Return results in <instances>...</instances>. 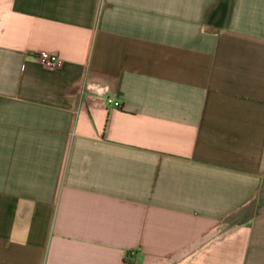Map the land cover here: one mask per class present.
Here are the masks:
<instances>
[{
	"label": "crops",
	"instance_id": "0c3cea01",
	"mask_svg": "<svg viewBox=\"0 0 264 264\" xmlns=\"http://www.w3.org/2000/svg\"><path fill=\"white\" fill-rule=\"evenodd\" d=\"M263 192L264 0H0V264H264Z\"/></svg>",
	"mask_w": 264,
	"mask_h": 264
},
{
	"label": "built area",
	"instance_id": "2783aa9c",
	"mask_svg": "<svg viewBox=\"0 0 264 264\" xmlns=\"http://www.w3.org/2000/svg\"><path fill=\"white\" fill-rule=\"evenodd\" d=\"M35 57L41 66L49 70H56L62 64V60L60 56L52 52L42 51V52L37 53ZM108 105L115 106V107L120 106V104H118L111 98L108 99Z\"/></svg>",
	"mask_w": 264,
	"mask_h": 264
},
{
	"label": "rangeland",
	"instance_id": "374dc122",
	"mask_svg": "<svg viewBox=\"0 0 264 264\" xmlns=\"http://www.w3.org/2000/svg\"><path fill=\"white\" fill-rule=\"evenodd\" d=\"M261 197L262 199L256 205L249 208L247 212L241 216V220H239V222L243 220H250L264 212V192Z\"/></svg>",
	"mask_w": 264,
	"mask_h": 264
}]
</instances>
